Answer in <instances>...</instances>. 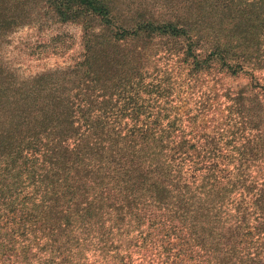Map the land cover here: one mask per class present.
<instances>
[{"label": "trees", "instance_id": "trees-1", "mask_svg": "<svg viewBox=\"0 0 264 264\" xmlns=\"http://www.w3.org/2000/svg\"><path fill=\"white\" fill-rule=\"evenodd\" d=\"M155 2L0 0V45L50 14L84 48L34 75L0 59V264H264L263 86L213 93L227 114L194 144L188 119L111 103L157 37L188 41L189 73L223 55L211 26ZM216 5L246 34L264 0Z\"/></svg>", "mask_w": 264, "mask_h": 264}, {"label": "rangeland", "instance_id": "rangeland-1", "mask_svg": "<svg viewBox=\"0 0 264 264\" xmlns=\"http://www.w3.org/2000/svg\"><path fill=\"white\" fill-rule=\"evenodd\" d=\"M157 1L155 5L162 10L165 9L162 6L177 4L184 13L193 14L202 27L211 26L204 33L216 35V44L223 55L218 53L213 62L208 57V61L198 66L193 59V72L189 73L191 59L183 63L184 57L177 55L178 50L181 53L189 50L188 41L157 37L150 47L152 56L145 61L137 85L129 88L121 84L107 92H114L111 103L118 101L115 110L188 119L183 123L193 130V144L203 142V130L214 128L227 114L221 107L210 110V104L219 98L213 99V93L222 95L227 87L233 91L248 85L264 88V5L255 18L246 21L254 28L246 34H238L233 30L235 16L232 13L222 12L221 24H216V4L224 0ZM35 18L3 38L0 59L5 66L25 76L64 68L79 58L84 50L81 25L54 21L50 14ZM192 49L194 55L195 45ZM250 67L254 68L252 73Z\"/></svg>", "mask_w": 264, "mask_h": 264}]
</instances>
